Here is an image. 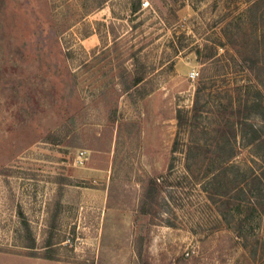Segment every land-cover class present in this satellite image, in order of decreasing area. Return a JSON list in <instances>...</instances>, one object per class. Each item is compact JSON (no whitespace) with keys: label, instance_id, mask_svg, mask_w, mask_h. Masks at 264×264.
I'll use <instances>...</instances> for the list:
<instances>
[{"label":"rangeland","instance_id":"374dc122","mask_svg":"<svg viewBox=\"0 0 264 264\" xmlns=\"http://www.w3.org/2000/svg\"><path fill=\"white\" fill-rule=\"evenodd\" d=\"M243 43L264 59V0H0V249L80 264H264V189L234 188L256 168L231 129L256 96L251 74L226 62ZM201 76L212 103L171 152L176 109L192 114Z\"/></svg>","mask_w":264,"mask_h":264},{"label":"trees","instance_id":"16d2710c","mask_svg":"<svg viewBox=\"0 0 264 264\" xmlns=\"http://www.w3.org/2000/svg\"><path fill=\"white\" fill-rule=\"evenodd\" d=\"M254 3L255 1H253L251 5L247 6L244 9V11L246 12L243 15L244 18L246 14L248 17H252L254 15L252 13L254 11V5H255ZM243 17H242V21L240 20L242 26L247 24V22H249V21H245ZM255 38L257 39V36H255ZM248 45H249L248 43L240 44V46H237V44L233 45V47H231L232 55L229 57V59H226L228 68L233 69L234 66H236V67H241L242 69H246L248 71V74H251L252 78L255 80L254 81L253 79H251L250 82L252 85V86L250 85V87L251 89L254 90L256 96L253 95L251 97L250 100L251 104L248 106L250 107V111L248 112V114L250 115L249 118L248 119L244 118V120H241L242 123L238 126L235 125L236 123L234 124L231 123L233 138L235 136H238L239 139H241V145H246L247 147H249L250 150H253L252 152L255 156L251 159V162H253L256 168L254 169L252 165H249L248 167L246 166L250 170V172H248V174L243 176L240 180L239 179L235 180L236 185L234 188L236 189V191L240 193H243L244 189L248 188L249 186L248 183H251L252 186L256 185L264 189V104H261V98H260V95L264 92V59L257 57L258 54L255 55L256 53H250L248 51L249 48ZM172 47L173 50L177 49L174 45H172ZM257 47L258 45L257 46L255 45L254 47L255 52H264V51H259ZM194 52L198 58L199 49H195ZM216 61H218V59L214 60V62ZM144 78L145 76H143L142 74L135 75L131 80V86L134 87L135 90H138L140 88L138 86L146 81ZM205 80H206L205 78L204 80H200V82L197 83L198 85L193 92V101L191 108L192 114L190 116H187L186 112H181L179 108L176 109L175 112L176 131L170 149L171 152H175L178 148H185L184 145H182V141L180 139V133L182 131L188 133V127L192 125L191 122L193 118L199 116L194 114L195 113L200 114L199 113L200 107L202 105L204 107H207L210 106L212 103V97L214 96L213 93H211V91L207 93L208 96H204V91L209 90L205 86V82H206ZM138 92H141L142 95L146 93L145 90ZM242 102L247 104L248 101L243 98ZM227 124L230 125L229 121H227ZM232 165L233 164H230L229 167ZM162 178H163L162 175H159L157 177L154 178L150 177L147 179L145 188L143 190V195L141 196L142 197L140 202V210H142L141 212H145L143 208L144 206L149 205L151 200L154 201L155 199H157V196L159 194V187L160 184L162 183L160 180H162ZM252 196L250 195V199L246 200V202L249 209L255 210L256 201H253ZM260 198L262 200L264 199L263 193ZM260 247H261V251H264V236L262 239V245H260Z\"/></svg>","mask_w":264,"mask_h":264},{"label":"crops","instance_id":"0c3cea01","mask_svg":"<svg viewBox=\"0 0 264 264\" xmlns=\"http://www.w3.org/2000/svg\"><path fill=\"white\" fill-rule=\"evenodd\" d=\"M0 264H80L48 256H35L0 249Z\"/></svg>","mask_w":264,"mask_h":264},{"label":"built area","instance_id":"2783aa9c","mask_svg":"<svg viewBox=\"0 0 264 264\" xmlns=\"http://www.w3.org/2000/svg\"><path fill=\"white\" fill-rule=\"evenodd\" d=\"M146 2L141 3L143 6L145 5ZM193 74H195V76L197 75V72H193Z\"/></svg>","mask_w":264,"mask_h":264}]
</instances>
